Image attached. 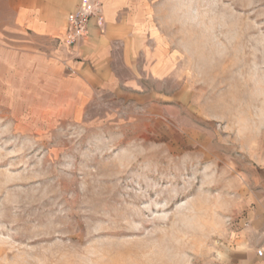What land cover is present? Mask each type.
<instances>
[{
    "label": "rangeland",
    "instance_id": "374dc122",
    "mask_svg": "<svg viewBox=\"0 0 264 264\" xmlns=\"http://www.w3.org/2000/svg\"><path fill=\"white\" fill-rule=\"evenodd\" d=\"M4 1L0 264H233L264 244V0H142L97 89L75 78L82 42ZM43 49L55 69L22 57Z\"/></svg>",
    "mask_w": 264,
    "mask_h": 264
},
{
    "label": "crops",
    "instance_id": "0c3cea01",
    "mask_svg": "<svg viewBox=\"0 0 264 264\" xmlns=\"http://www.w3.org/2000/svg\"><path fill=\"white\" fill-rule=\"evenodd\" d=\"M82 1L6 0L3 2L2 10L8 8L9 14L7 16L14 20L16 26L28 29L37 38L49 40L58 38L64 42L68 23L67 17L78 9ZM102 1L104 3L105 23L100 26L97 21H92L89 25V34L81 41L80 48L74 49L83 57V61L76 66L78 75L75 78L94 89L108 87L113 83L115 78H112L113 65L110 58L112 49H114L113 46L119 43L126 48L133 47L134 37L138 36L133 37V31L135 34L142 32L139 24H143L149 16L144 7V0ZM60 22H64L63 25L59 24ZM6 25L5 22L0 25V32ZM45 53L44 49L43 51L37 50L35 53L26 51L22 57H25L26 64L33 66L34 69L42 70L50 62L53 64L52 70L55 69V57L51 55L50 58H47L45 55L49 54ZM52 53L54 54L53 50ZM256 240L255 238L254 241ZM256 244L247 246L241 251L236 250L233 264H264V259L256 254L258 245Z\"/></svg>",
    "mask_w": 264,
    "mask_h": 264
},
{
    "label": "built area",
    "instance_id": "2783aa9c",
    "mask_svg": "<svg viewBox=\"0 0 264 264\" xmlns=\"http://www.w3.org/2000/svg\"><path fill=\"white\" fill-rule=\"evenodd\" d=\"M67 18L64 43L68 47H74L89 34V25L92 21H97L100 26L105 23L104 3L101 0H83L78 9ZM256 254L264 259V244L257 249Z\"/></svg>",
    "mask_w": 264,
    "mask_h": 264
}]
</instances>
